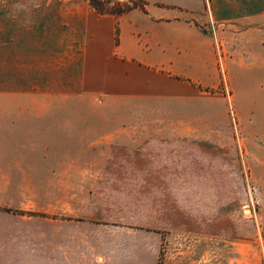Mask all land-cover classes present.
Instances as JSON below:
<instances>
[{
  "label": "rangeland",
  "instance_id": "obj_1",
  "mask_svg": "<svg viewBox=\"0 0 264 264\" xmlns=\"http://www.w3.org/2000/svg\"><path fill=\"white\" fill-rule=\"evenodd\" d=\"M243 12L206 24L213 78L186 98L38 41L20 87L0 86V112L38 115L19 150L0 139V264H264V0Z\"/></svg>",
  "mask_w": 264,
  "mask_h": 264
},
{
  "label": "crops",
  "instance_id": "obj_2",
  "mask_svg": "<svg viewBox=\"0 0 264 264\" xmlns=\"http://www.w3.org/2000/svg\"><path fill=\"white\" fill-rule=\"evenodd\" d=\"M143 1L144 10L100 13L88 0H0V86L20 87L22 73L38 64V41L57 40L63 46L57 55L93 65L95 75L112 86L129 84L148 97L191 96L197 91L193 80L208 84L213 78L214 46L206 24L239 20L245 0ZM198 70L205 74L198 77ZM25 116L0 112L5 150H19L23 130L37 127L36 113Z\"/></svg>",
  "mask_w": 264,
  "mask_h": 264
},
{
  "label": "trees",
  "instance_id": "obj_3",
  "mask_svg": "<svg viewBox=\"0 0 264 264\" xmlns=\"http://www.w3.org/2000/svg\"><path fill=\"white\" fill-rule=\"evenodd\" d=\"M89 3L100 13H120L130 8L145 9V1L132 0L130 4L124 5L122 2L113 0V5H109L111 0H88Z\"/></svg>",
  "mask_w": 264,
  "mask_h": 264
}]
</instances>
